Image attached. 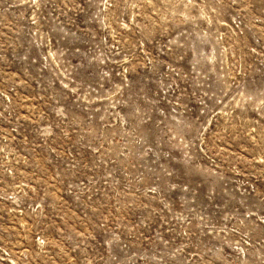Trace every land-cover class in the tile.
Instances as JSON below:
<instances>
[{
  "label": "rangeland",
  "instance_id": "374dc122",
  "mask_svg": "<svg viewBox=\"0 0 264 264\" xmlns=\"http://www.w3.org/2000/svg\"><path fill=\"white\" fill-rule=\"evenodd\" d=\"M0 264H264V0H0Z\"/></svg>",
  "mask_w": 264,
  "mask_h": 264
}]
</instances>
